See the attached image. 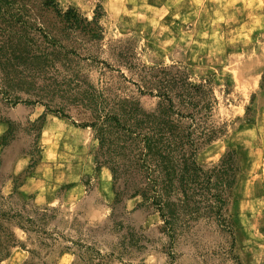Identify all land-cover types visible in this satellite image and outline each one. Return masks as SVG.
Here are the masks:
<instances>
[{"label": "rangeland", "instance_id": "1", "mask_svg": "<svg viewBox=\"0 0 264 264\" xmlns=\"http://www.w3.org/2000/svg\"><path fill=\"white\" fill-rule=\"evenodd\" d=\"M56 1L97 26L68 31L53 50L51 16L37 6L45 25L24 34L31 41L25 64L0 61V191L7 197L16 185L13 206L25 201L27 210L46 214V239L85 248H56L40 259L14 248L0 264H264V0ZM177 77L208 85L213 103L193 121L173 115L169 126L222 132L198 150L206 176L187 199L175 149L156 159L151 174L136 135L112 127L101 148L86 127L116 118L126 130H144L143 113L163 101L148 89L158 82L178 105ZM133 105L141 112L134 115ZM227 152L239 164L228 199L226 185L205 179L220 171ZM150 179L164 219L135 196ZM13 231L39 251L35 235L27 242Z\"/></svg>", "mask_w": 264, "mask_h": 264}, {"label": "trees", "instance_id": "2", "mask_svg": "<svg viewBox=\"0 0 264 264\" xmlns=\"http://www.w3.org/2000/svg\"><path fill=\"white\" fill-rule=\"evenodd\" d=\"M37 6L41 8L44 15L47 14L51 16L50 20L52 24H48L51 25L50 27H52L51 30L53 31L50 39L53 50L60 47L68 31L75 32L82 26H86L87 28H96L97 26L95 19L91 22H87L81 19L80 15L73 9H68L64 12L60 9L56 0H0V61L5 62V64H12L13 66L25 64L23 56L26 55L28 51L27 43L31 41L28 40L26 42L24 40V34H26L27 31L33 30L37 25H39L40 28L45 25V22L41 20L42 18L44 19V15L41 16V18L35 14L34 10H36ZM40 28H38V31H40ZM90 34L93 39H99L94 29L90 30ZM171 83L172 93L174 92V96L180 98L181 102L176 105L167 92L162 94V91L157 87L158 82H155L152 88L148 89L151 91L148 95L153 98L162 99L163 101L157 103L154 113H143L142 118L146 120V128L144 130L141 128H138V130L135 129L134 131H130L129 129L126 130L124 127L119 126L120 124L116 118H110L109 121L113 122H107L105 128H97L95 124L86 127H92L96 130V138L101 148L105 143L107 129H111L112 127L125 131L129 137L136 135L137 138L141 139L138 141V145L144 151L143 156L146 158L144 162L151 174L155 173L154 169L157 167L156 159L158 157L161 158L162 154H166L168 150L175 149L179 153L181 160V180L179 181L178 189L184 198L187 199L189 192H192V196H197V193H195L194 188L191 186L202 179L201 176H203V178L206 176V173L196 164L195 159L198 150L201 146L215 141L222 135V132L202 130L199 134H196L191 130V126L186 130L174 126L173 128H175V130L172 129V127L169 126V119L173 115L193 121L195 116L200 112L204 110L206 112L211 111L213 98L212 88L206 84L194 85L178 77L171 80ZM165 103L167 104V108L163 107ZM132 108L134 115L141 112L139 109L135 108L134 105ZM162 118H167L169 120L166 125L164 121H160ZM113 123L116 124L112 125ZM167 129L168 131H166ZM142 131H144V134H142ZM133 140L134 139H132V141ZM218 168L220 171H217V176L214 174V176L211 175L205 178L207 180V185L211 183L212 179L219 180L216 181L219 185H226L227 187L228 196L226 198H231L232 190L236 184V177L239 173V164L236 154L234 152L225 153ZM157 187L158 183L156 179H150L145 189L142 190V192H137L135 196H141L144 202L156 207L160 217L164 219ZM17 190L18 187L15 185L12 194L7 197L3 196L0 191V263L10 256V252L14 248H19L27 252L32 259H40L42 253H45V257H48L56 248L61 253L72 251V247H77L78 249L85 248L80 245L78 241H70L72 246H61L57 242L46 239L49 236L44 230L48 222L46 214H41L32 207H29L30 210H27L28 205L25 201L20 205L16 204L18 207L13 206L12 203L14 198L18 197ZM225 195L223 191L219 192L216 196V201H219L221 207L225 205V200H222ZM119 202V195L115 192L114 205ZM14 229L21 231L23 235H25L27 242L35 235V239L38 240L39 251L28 250L26 243H21L17 239L13 231ZM38 234L47 237L39 238V236H37ZM87 250L90 251L92 248L87 247ZM88 259L92 262L91 259L93 258Z\"/></svg>", "mask_w": 264, "mask_h": 264}, {"label": "bare ground", "instance_id": "3", "mask_svg": "<svg viewBox=\"0 0 264 264\" xmlns=\"http://www.w3.org/2000/svg\"><path fill=\"white\" fill-rule=\"evenodd\" d=\"M104 182H105V184H107L108 185V180L106 179V180H104ZM106 186V185H105ZM109 188V187H108ZM107 190V189H106Z\"/></svg>", "mask_w": 264, "mask_h": 264}]
</instances>
